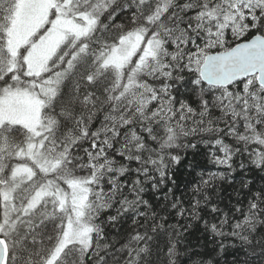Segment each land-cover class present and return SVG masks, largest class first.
Listing matches in <instances>:
<instances>
[{
	"label": "snow or ice",
	"instance_id": "1",
	"mask_svg": "<svg viewBox=\"0 0 264 264\" xmlns=\"http://www.w3.org/2000/svg\"><path fill=\"white\" fill-rule=\"evenodd\" d=\"M125 15L128 16L126 23L122 21ZM169 19L172 20L170 25L162 22L149 32L151 36L157 28L162 29L159 38H154L155 63L145 66L149 74L154 71L159 77V93L168 103L169 112L179 109L177 118L192 119L194 124H204L207 117V127L200 129L204 133L227 132V135H217L210 143L190 142L189 146L194 151L203 150L206 159L216 157V163L230 172L238 168L243 185L250 189L248 209H237L240 217L233 222V229L242 228L241 220L246 226L244 230L249 232L257 231V222L264 225V220H258L264 216V188L252 189L254 181L244 175L249 171L264 173V151L254 154L251 144L248 151H244L248 143L246 131L253 128L257 133L264 131V0H125L122 4L117 0H0V204L4 211L0 228L5 229L0 231V239L12 236L17 264H51L54 257L50 250H45V258L40 259L36 237L39 235L43 241V229L49 223L55 231L58 221L51 218L58 210L64 211L69 199L75 200L79 195L70 186L87 183L69 171L81 162L68 147L74 140L65 138L62 143L63 133L57 134L62 116L49 113L48 109L40 112L41 100L55 97L65 77L82 80L89 87L98 85L110 75L107 69L112 55L132 47L134 38L144 33L148 25ZM101 25L116 30L112 43L106 44L104 50L90 43V37ZM145 42H148L147 37ZM43 50L47 52L41 56ZM133 68L137 72L141 70L135 63ZM214 80L226 87L205 91L207 84ZM37 85H41L39 90L44 93L41 99L36 98ZM29 98L37 106L31 112L21 106V102ZM250 100L258 103L249 110ZM159 103L153 106L154 116L158 115L155 108ZM228 108H239L248 117L256 113L257 119L249 122L241 118L240 111L234 110L228 114L240 121L238 127L229 125L226 130L215 127L212 118L224 115ZM197 131L196 127L190 129L192 134ZM168 132L171 133L168 140H172L175 132L171 127ZM237 138L238 144L235 143ZM255 139L259 145H264V139L259 136ZM91 159L95 160L94 153ZM168 161L176 165L183 162L177 154H171ZM103 163L101 161V166ZM150 163L158 165L156 171L161 178L166 177L163 156ZM92 170L88 168L89 174ZM160 183L161 180H156L152 187ZM208 183L209 180L202 181L203 185ZM112 189L113 185L108 184L105 190ZM144 203L149 204L147 200ZM199 206L198 199L190 202L193 219H199L213 236H223L219 225L226 224L227 217L219 223L209 222L199 217ZM170 207L175 210L172 213L175 218L183 219L186 211L183 207L178 208L176 202ZM216 211L214 206L210 209L211 213ZM118 215L119 210L116 215L109 213L107 220L115 223ZM161 219L166 220V217L161 216ZM164 226L162 223L159 227ZM169 227L179 228V225L172 223ZM260 231L264 233V227ZM231 234L235 236L236 231ZM240 239L251 243L242 232ZM166 250L169 257H173L178 246L170 243ZM213 251L223 255L226 245L221 243ZM200 256V251H193L189 256L190 264H212L211 259L201 261ZM84 259L83 255L74 256L70 246L55 264H81ZM169 264L174 261L170 259Z\"/></svg>",
	"mask_w": 264,
	"mask_h": 264
},
{
	"label": "trees",
	"instance_id": "2",
	"mask_svg": "<svg viewBox=\"0 0 264 264\" xmlns=\"http://www.w3.org/2000/svg\"><path fill=\"white\" fill-rule=\"evenodd\" d=\"M117 2L122 4L125 0ZM122 21L126 23L128 16H123ZM162 22L170 25L172 20L150 24L141 34L144 42L145 37L148 38L145 45H150L153 51L154 38H159L162 29L157 28L151 36L149 32ZM179 22L176 21L177 24ZM115 36L114 28L101 25L90 37V43L93 47L99 45L104 50V46L111 44ZM148 56V60L143 61L140 50L124 68L119 70L109 66L107 71L110 75L93 87L86 86L77 78L65 77L64 86L58 91L57 101L46 106L49 113H59L63 118L57 133H63L61 142L65 138L74 140L68 147L73 157L81 163L69 171L78 179L87 181L83 184L88 194L87 215L93 228L99 225L101 229L99 234L94 231L93 242L88 249H73V255L85 257L81 264H169L173 257L167 254V245L176 243L177 264H190L189 256L193 251H200L199 259H211L212 264H264V233L260 231L264 225L257 222L255 232L244 230L246 226L242 220L240 230L232 227L233 222L240 217L237 209L247 211L250 199V189L243 185L239 169L234 168L230 172L216 163V157L206 159L203 150L194 151L189 146L190 142L210 143L217 135H227V132L204 133L200 129L207 127V117L204 118V124H194L192 119H178L179 109L175 113L169 112L168 103L159 93V77L154 71L149 74V69L145 66L147 63H155L152 55ZM134 63L141 69L139 72L133 68ZM130 68L133 71L130 72ZM149 88L151 91H148ZM210 88L213 87L207 85L205 91ZM158 101L160 103L155 108L158 115L154 116L153 106ZM254 103L258 101H248L249 110ZM234 110L240 111L241 118L248 119L249 122L257 119L256 113L248 117L239 108H228L224 115L212 118L214 126L225 130L229 125L238 127L240 121L228 114ZM169 127L175 132L172 140H168L171 135ZM193 127L198 129L195 134L190 132ZM185 132L188 134L185 135ZM245 135L248 136V143L245 144L244 151H248L249 144L252 145L254 154L264 151V145H259V141L255 139L256 136L264 139V131L257 133L253 128L246 131ZM173 141L177 146L169 147ZM235 143H239L238 138ZM93 153L94 161L91 159ZM171 154L179 155L183 160L182 164L169 162ZM161 156L167 165L165 178H161L156 171L158 165L150 163ZM84 160L89 163L84 164ZM101 161H104L103 166ZM89 167L93 169L91 174L88 172ZM97 168L100 169L99 174L95 170ZM209 172L213 175L209 176ZM244 175L254 181L252 189L264 188V173L249 171ZM93 176L96 177L95 180ZM156 180H161V183L152 187ZM203 180H209V183L203 185ZM108 184H112L113 189L106 191ZM196 187L200 191H194ZM195 199L200 201L197 209L199 217L217 223L224 216L227 217V223L219 225L224 232L223 236H213L201 225L199 219H193L189 205ZM145 200L149 202L148 205L144 203ZM173 202L177 203L178 208L186 210L183 219L172 215L175 210L170 205ZM213 206L217 209L215 213L210 212ZM118 210L117 221L109 223L108 214L116 215ZM161 216L166 217V220H162ZM258 220H264V216L258 217ZM162 223L164 228L159 227ZM172 223L178 224L179 228L169 227ZM188 224L192 227L187 228ZM36 226L39 228V224ZM233 231H236L235 236L231 234ZM43 232V241L39 235L36 237L41 260L45 258V250L51 251L56 246L62 233L61 222L56 223L55 231L49 223ZM241 232L249 237L250 244L240 239ZM4 239L11 254L9 264H17V250L12 236ZM29 243H32L31 238ZM221 243L226 245V251L223 255H217L213 250Z\"/></svg>",
	"mask_w": 264,
	"mask_h": 264
},
{
	"label": "rangeland",
	"instance_id": "3",
	"mask_svg": "<svg viewBox=\"0 0 264 264\" xmlns=\"http://www.w3.org/2000/svg\"><path fill=\"white\" fill-rule=\"evenodd\" d=\"M143 49V50H141ZM143 53V61L148 60V55H152L153 48L150 45H145L144 37L142 35L134 38V44L132 47L127 48L121 53L112 55L109 60V66L115 67L116 69H122L127 66L140 52ZM47 50L41 51L40 55H45ZM53 54V57L54 58ZM65 81H62L61 87H63ZM58 95V92H57ZM57 95L52 97V104L57 101ZM44 93L37 87L36 98L41 99ZM48 99L44 98L41 100L43 107L40 108V112H43L48 106ZM21 106L25 111L31 112L37 106L32 99H25L21 102ZM71 190L76 191L79 195L75 200L69 199L66 202V207L63 212L57 211L56 216L52 217L53 220L61 222L62 233L60 234L59 240L56 246L51 250L52 259L51 264H55L56 259H59L64 250L68 247L72 249H80L83 251L85 248L88 249L90 244L93 242L94 228L90 223L87 215L86 205L88 194L87 189L83 185L70 186ZM84 188L86 191H81ZM1 216H4L3 204L1 205ZM23 216V213H21ZM91 229L90 231L87 229ZM4 228H0V231H4Z\"/></svg>",
	"mask_w": 264,
	"mask_h": 264
},
{
	"label": "water",
	"instance_id": "4",
	"mask_svg": "<svg viewBox=\"0 0 264 264\" xmlns=\"http://www.w3.org/2000/svg\"><path fill=\"white\" fill-rule=\"evenodd\" d=\"M230 83V81H228ZM210 87H226V85H222L217 83L215 80L212 83L207 84ZM0 216H1V207H0ZM0 264H9V257H10V249L7 241L3 238L0 239Z\"/></svg>",
	"mask_w": 264,
	"mask_h": 264
},
{
	"label": "clouds",
	"instance_id": "5",
	"mask_svg": "<svg viewBox=\"0 0 264 264\" xmlns=\"http://www.w3.org/2000/svg\"><path fill=\"white\" fill-rule=\"evenodd\" d=\"M37 87L40 88L41 85H37ZM148 91H151V89L149 88ZM48 103L51 104L52 101L49 100ZM168 146H169V147H176L177 145L175 144V141H173V143L170 144V145H168ZM110 170H112V169H110ZM96 172H97V174H99V173H100V169L98 168ZM105 206H106V205H105ZM94 231H95L97 234L100 233L101 229H100L99 225H96V226L94 227ZM141 250H144V249H141ZM172 260L174 261V264H177V261H176V259H175V256H173Z\"/></svg>",
	"mask_w": 264,
	"mask_h": 264
}]
</instances>
